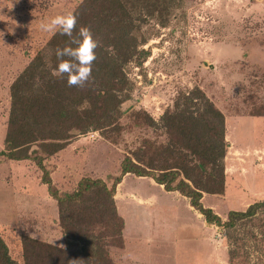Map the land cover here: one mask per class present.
Segmentation results:
<instances>
[{
  "label": "rangeland",
  "instance_id": "1",
  "mask_svg": "<svg viewBox=\"0 0 264 264\" xmlns=\"http://www.w3.org/2000/svg\"><path fill=\"white\" fill-rule=\"evenodd\" d=\"M80 1L0 0V151L12 81L38 52L47 60L52 55L48 40L54 32L40 24ZM145 30L150 39L142 47L150 54L127 69L133 90L122 104L118 141L92 131L47 157L54 185L71 192L85 176L119 174L125 155L144 137L164 139L160 129L135 125L134 112L146 110L159 121L180 91L197 85L224 112L229 142L225 193L204 192L203 204L226 220L230 210L264 200V0H183L167 26L152 21ZM126 176L115 195L125 245L111 249L112 264H230L223 227L207 223L179 192ZM41 177L35 161L0 155V235L20 264L24 236L65 245L57 201ZM247 248L250 257L240 256L236 264H264L254 242Z\"/></svg>",
  "mask_w": 264,
  "mask_h": 264
},
{
  "label": "trees",
  "instance_id": "2",
  "mask_svg": "<svg viewBox=\"0 0 264 264\" xmlns=\"http://www.w3.org/2000/svg\"><path fill=\"white\" fill-rule=\"evenodd\" d=\"M182 2L81 0L72 10L76 16L73 35L80 26H87L97 40L90 79L83 86H69L64 77L52 74L56 48L69 42L55 32L48 40L49 60L38 52L12 81L5 149L0 155L33 160L42 169L41 180L58 204L65 241L59 246L24 236L23 264H112L111 249L125 245V220L115 195L128 173L151 177L165 190L178 191L207 223L223 227L230 264H236L240 256L250 257V242L264 252L259 244L264 238V200L245 210H230L226 220L203 204L204 192L225 193L229 142L224 112L200 86L180 91L159 121L146 110L134 112L135 125L160 129L164 139L144 137L125 155L117 175L85 176L71 192L60 191L44 163L92 131L112 143L118 141L122 104L133 90L127 69L131 64L141 66L150 54L142 47L150 39L145 27L152 21L167 26ZM0 264H20L1 235Z\"/></svg>",
  "mask_w": 264,
  "mask_h": 264
},
{
  "label": "clouds",
  "instance_id": "3",
  "mask_svg": "<svg viewBox=\"0 0 264 264\" xmlns=\"http://www.w3.org/2000/svg\"><path fill=\"white\" fill-rule=\"evenodd\" d=\"M76 16L72 11H64L48 17L40 24L45 32H58L67 36L69 42L57 47V59L53 75L62 76L69 86H83L91 76L92 62L96 59L97 40L87 26H80L73 35Z\"/></svg>",
  "mask_w": 264,
  "mask_h": 264
},
{
  "label": "crops",
  "instance_id": "4",
  "mask_svg": "<svg viewBox=\"0 0 264 264\" xmlns=\"http://www.w3.org/2000/svg\"><path fill=\"white\" fill-rule=\"evenodd\" d=\"M126 175H132V173H128V174H126ZM125 175V176H126ZM135 175V174H134ZM124 176V177H125ZM124 177H123V179H124ZM127 177V176H126ZM134 177V176H133ZM135 177H137V179H145V178H150L151 180H153L155 183H156V181L153 179V178H151V177H148V176H145V177H140V176H136L135 175ZM139 177V178H138ZM158 186H160L161 188V190L163 191V192H173V193H177L178 191H167V190H165V188H164V186L163 185H161V184H158V183H156ZM163 188V189H162ZM187 198V197H186ZM189 205H190V202H189ZM191 206V205H190ZM192 207V206H191ZM193 208V207H192Z\"/></svg>",
  "mask_w": 264,
  "mask_h": 264
}]
</instances>
